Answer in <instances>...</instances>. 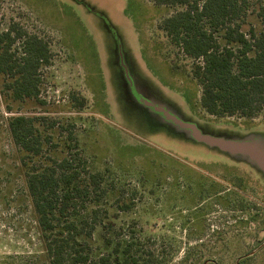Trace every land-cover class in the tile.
<instances>
[{"label": "rangeland", "instance_id": "rangeland-1", "mask_svg": "<svg viewBox=\"0 0 264 264\" xmlns=\"http://www.w3.org/2000/svg\"><path fill=\"white\" fill-rule=\"evenodd\" d=\"M260 8L264 0H253L242 20L247 38L249 29L264 35ZM174 11L146 0H0V30L14 23L51 53L37 100L13 101L0 86V264H47L6 128L8 118L21 115L63 130L36 165L62 155L72 130L78 147L71 156L86 162V172L103 174L107 193L82 204L109 222L88 243L95 261L106 257L102 240H112L136 244L154 264H264L262 170L247 156L196 142L130 92L125 70L141 98L201 135L264 152V111L252 120L214 119L199 108L190 62L158 30ZM172 63L184 71L172 74ZM124 203L130 207L121 211Z\"/></svg>", "mask_w": 264, "mask_h": 264}, {"label": "trees", "instance_id": "trees-1", "mask_svg": "<svg viewBox=\"0 0 264 264\" xmlns=\"http://www.w3.org/2000/svg\"><path fill=\"white\" fill-rule=\"evenodd\" d=\"M146 1L175 9L158 30L168 46L190 62L189 76L199 88L198 105L206 115L252 120L264 111V35L249 29L247 38L241 28L253 0ZM260 10L264 18V8ZM50 60V50L38 36L14 23L0 30V86L13 101L38 99L40 70ZM169 68L172 74L182 70L173 63ZM71 99L76 107H83V100ZM44 122V118L11 116L6 128L19 155L47 264H154L150 255L142 256L136 244L126 241L102 240L106 257L92 258L88 243L99 228L108 231L109 222L106 217L99 219L94 205L88 209L82 204L91 197L99 201L107 193L103 174L86 172V162L80 158L76 162L71 156V149L78 147L72 130L63 142L62 155L36 165L52 137L63 131L57 123ZM129 207L124 203L119 208L126 211ZM78 208L87 215H81Z\"/></svg>", "mask_w": 264, "mask_h": 264}, {"label": "water", "instance_id": "water-1", "mask_svg": "<svg viewBox=\"0 0 264 264\" xmlns=\"http://www.w3.org/2000/svg\"><path fill=\"white\" fill-rule=\"evenodd\" d=\"M125 76H126L128 84H129L130 92H131L133 98L138 103H140L142 106L148 108L150 111L154 112L155 114H157L158 116L163 118L165 121L172 123V124H174L180 128L189 130L191 132L193 139L196 142L203 143V144L210 146V147L218 148L220 151L225 152V153L241 154V155L247 156L249 159L254 161L257 164L258 168L260 170H262V172L264 173V152H262L261 150L257 149L254 146H251V145H241V144L226 142L223 140L213 139V138L201 135L199 133V131L193 125L186 124V123L178 120L176 117L169 114L163 108L158 107V106L144 100L143 98H141L138 95V93L135 91L133 84H132V81L129 78L126 70H125Z\"/></svg>", "mask_w": 264, "mask_h": 264}, {"label": "flooded vegetation", "instance_id": "flooded-vegetation-1", "mask_svg": "<svg viewBox=\"0 0 264 264\" xmlns=\"http://www.w3.org/2000/svg\"><path fill=\"white\" fill-rule=\"evenodd\" d=\"M192 172V171H191ZM203 179H205V180H207V178H203ZM202 179V180H203ZM241 183H243V180H241ZM201 189L203 188H205L203 185H200L199 186ZM241 188H243V191H241V202H242V200H244V197H245V195H244V187H243V184H241ZM227 191V190H226ZM226 194V193H225ZM220 195H221V193H214L213 195H210V197H220ZM223 197H225V195L223 196ZM203 202H205V201H203ZM202 202V203H203ZM241 211H243V207L241 206ZM242 225H244L243 223H242ZM215 235H217V236H215V237H218L219 236V234H215ZM220 238H222V236H219V239Z\"/></svg>", "mask_w": 264, "mask_h": 264}]
</instances>
